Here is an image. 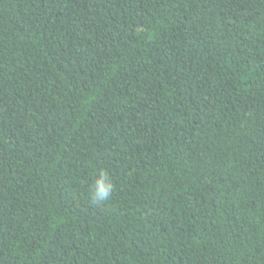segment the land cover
I'll list each match as a JSON object with an SVG mask.
<instances>
[{
    "label": "trees",
    "instance_id": "1",
    "mask_svg": "<svg viewBox=\"0 0 264 264\" xmlns=\"http://www.w3.org/2000/svg\"><path fill=\"white\" fill-rule=\"evenodd\" d=\"M0 264H264V0H0Z\"/></svg>",
    "mask_w": 264,
    "mask_h": 264
},
{
    "label": "clouds",
    "instance_id": "2",
    "mask_svg": "<svg viewBox=\"0 0 264 264\" xmlns=\"http://www.w3.org/2000/svg\"><path fill=\"white\" fill-rule=\"evenodd\" d=\"M115 190V185L110 174L107 171H100L95 179L94 185L90 192V198L97 204L110 201Z\"/></svg>",
    "mask_w": 264,
    "mask_h": 264
}]
</instances>
